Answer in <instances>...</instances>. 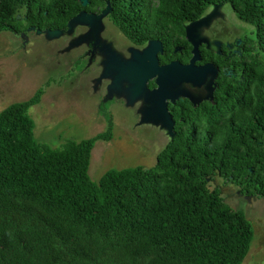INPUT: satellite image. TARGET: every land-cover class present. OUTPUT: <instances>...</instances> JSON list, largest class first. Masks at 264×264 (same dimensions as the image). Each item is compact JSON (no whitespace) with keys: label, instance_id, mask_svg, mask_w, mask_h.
<instances>
[{"label":"trees","instance_id":"1","mask_svg":"<svg viewBox=\"0 0 264 264\" xmlns=\"http://www.w3.org/2000/svg\"><path fill=\"white\" fill-rule=\"evenodd\" d=\"M224 3L253 29L234 53L199 47L195 63L217 70L211 99L169 103L173 137L151 169L91 180L96 142L113 138L108 104L105 132L61 149L35 139L42 91L0 113V264H243L253 225L209 181L264 199V0H0V33L65 32L107 11L133 44L160 43V66H188L187 26Z\"/></svg>","mask_w":264,"mask_h":264},{"label":"rangeland","instance_id":"2","mask_svg":"<svg viewBox=\"0 0 264 264\" xmlns=\"http://www.w3.org/2000/svg\"><path fill=\"white\" fill-rule=\"evenodd\" d=\"M24 14L22 10L18 18ZM252 29L238 19L230 4L210 7L202 19L187 26L194 57L186 72H178L179 65L160 66V43L133 44L106 12L79 16L65 32L4 31L0 33V113L42 91L29 111L35 139L61 149L69 141L81 142L105 132L106 110L100 107L108 104L113 138L96 142L91 180L99 183L113 169H151L173 137L169 103L178 97L195 102L211 99L217 70L195 63L200 59L199 47L204 44L215 53L226 47L234 53ZM209 187L219 188L224 201L244 211L253 225L254 239L243 264H264V199L242 195L238 186L219 176L210 179Z\"/></svg>","mask_w":264,"mask_h":264},{"label":"water","instance_id":"3","mask_svg":"<svg viewBox=\"0 0 264 264\" xmlns=\"http://www.w3.org/2000/svg\"><path fill=\"white\" fill-rule=\"evenodd\" d=\"M106 13H107V11H105ZM104 13V12H103ZM172 65H179V66H181V68L179 69V71L178 72H186L185 70H187V67L188 66H183V65H180L179 63H174V64H172ZM169 66H171V65H169ZM184 68V69H183ZM181 70H183V71H181ZM178 72H176V73H178Z\"/></svg>","mask_w":264,"mask_h":264},{"label":"bare ground","instance_id":"4","mask_svg":"<svg viewBox=\"0 0 264 264\" xmlns=\"http://www.w3.org/2000/svg\"><path fill=\"white\" fill-rule=\"evenodd\" d=\"M72 38V37H71Z\"/></svg>","mask_w":264,"mask_h":264}]
</instances>
